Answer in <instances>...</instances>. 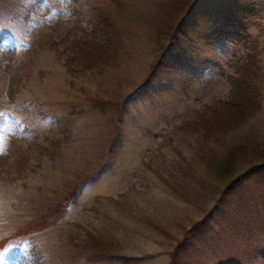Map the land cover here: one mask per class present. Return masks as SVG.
<instances>
[{
	"label": "rangeland",
	"instance_id": "374dc122",
	"mask_svg": "<svg viewBox=\"0 0 264 264\" xmlns=\"http://www.w3.org/2000/svg\"><path fill=\"white\" fill-rule=\"evenodd\" d=\"M189 1L0 0V237L100 168L0 264L37 249L36 264H264V168L231 183L264 161V0ZM160 20L181 22L179 47L158 91L137 90L163 50ZM251 38L256 107L220 110ZM85 230L117 257L87 259Z\"/></svg>",
	"mask_w": 264,
	"mask_h": 264
},
{
	"label": "trees",
	"instance_id": "16d2710c",
	"mask_svg": "<svg viewBox=\"0 0 264 264\" xmlns=\"http://www.w3.org/2000/svg\"><path fill=\"white\" fill-rule=\"evenodd\" d=\"M192 2H193V0H190L188 2L189 4L187 3L188 4L187 6H189ZM195 4H196V1L192 5V7ZM169 5H171V4H167L166 3V5H162V6H164L166 8L167 7L171 8V7H169ZM172 5L174 6L175 11L176 10L179 11L181 9H178V8L186 5V0H175V3H172ZM188 9L185 8V10H184L185 11V13H184V15H185L184 17L185 18H183V20H182L183 22H185L186 19L190 18V16H191V11L188 10ZM166 11L168 12L167 9L165 10V12ZM171 12H172V10H171ZM169 15H170V13H168V17H169ZM161 20H160V22H161ZM110 23H111V25H113V28L117 27V25H115V20L114 21H110ZM161 23L162 24L159 25L160 30L155 29V27H154L153 31L160 38H162V35H163L164 39L161 40V41H157L158 45L161 47V48L159 47V49L162 50V46H163V50L158 53L159 54L158 55L159 58L157 56L158 59L155 60L152 63V66L150 67L149 72L146 73L147 77H146L145 81L143 83H141L139 85V87L136 88L137 90L141 89L142 87L143 88L145 87L146 89L150 88L153 91H156V90L158 91V89L154 85L151 84L152 78L157 76V73L162 68H166L167 67L166 66V62L164 60L168 59L167 62L174 61V56L171 55L170 51L172 49L174 50L177 47H179L178 39H179V36L183 34V32L181 31V28H180V23L181 22H179L177 25L174 24V26L172 24V26L168 27L167 31L165 30L164 32H161V31H163V29H162L163 28V22H161ZM176 23H177V21H176ZM169 25H171V24L169 23ZM8 31L9 30H6V29H3V31H0V34H1L0 35V45H3V41L2 40H3L4 37H6V34L8 33ZM166 32H169V33L167 34ZM251 41H253V42H250L249 47H253V48H250L251 52L248 54V59L246 60V59L242 58V60L238 62L239 65H237V68H239V67L243 68V67L248 66L247 68H243L246 73H245V75H241L240 77H237L234 80V81H239V82H241L243 84L239 85L240 86L239 89L232 88V90H231V98L227 99V101H225V102H227V103H225L226 107L221 108L220 110H223V109L227 108L230 105H233L235 108L236 107L237 108H243V107H246V105H247V106H249V109H247L248 111L253 110V108L256 107L257 101H253V98L257 97V95H259V94L257 93L256 90H254L255 86L253 85V80L251 79L253 77L252 73H255V71L253 70V66L255 64L254 63V59H253V57H255V53H254L255 42H254L253 38H251ZM105 46H106V44H105ZM106 49H107V46H106ZM105 56H106V53H105ZM98 63L100 64V63H106V62H98ZM206 66H209V65H206ZM237 68H234V69L237 70ZM249 68L251 70H253L252 73H251V70ZM196 69H198V68L196 67ZM251 90L253 91V93L251 92ZM101 99H102L101 102H100L101 106H104L106 104H112V102H110L111 98H107L108 100H106V98H101ZM125 99H126V97H123L122 100L119 101V103L117 101V104H120V102L125 101ZM91 102H92L93 106H96V104L99 103L98 101H95V100H91ZM123 111L124 110H122V112ZM240 111H241L240 109H237L236 111H233L236 114H234L232 111L231 112L227 111V112H225L226 113L225 116L231 117L232 118L231 119V123H232V122H235V120H237V119H234L237 115L239 116V118H241L242 115L245 113V112L239 113ZM122 112H121L120 115H122ZM120 115H119V117H120ZM236 126H237V124L233 125L234 128ZM112 128H113V126H112ZM193 130H194V128H193ZM110 131H111V128H110L109 132ZM112 138H114V135L112 133H110V136L108 138V146L106 148L107 153H113V150H111V148L118 141L117 139H115V138L112 139ZM253 144L256 145V143H253ZM262 156H264V153L262 154ZM105 159L107 160V158L104 157V162H102L103 164H101V167L106 165V160ZM110 162H112V160H110ZM99 164H100V162H99ZM263 168H264V161L261 162V163L257 162L254 165H252L251 167H249L247 169V171H245L241 176H239L236 179H234L231 183L232 184L236 183L240 179H242L245 175H250L251 173L256 172L259 169L263 170ZM93 171L94 172H92L89 175L82 174V179H80L78 182H76L71 189H66L64 191V194L62 196H60L57 200L51 202L49 204V206H47L46 208L44 207L43 211L41 213H39V214H36L35 215L36 217H34L31 221L19 224L17 226V228L14 230V232H12V233H10L8 235L0 237V255H1V253H3L7 249L8 245L12 244V245H14V247L17 248V242L18 241L21 242L25 238L30 236L32 233H35L36 231H39V230H42V229L44 230L47 227H49L51 225H54L57 221L61 220V218L63 217V212L66 210V208L69 205L68 204L69 201L72 200L75 197L77 192L83 187V185L88 180L94 179L96 177V175L100 172V168H98V169L96 168ZM230 184H229V187L231 186ZM227 187H226V189H224V191L222 193L227 191ZM211 214H213V213L211 211H209L208 214H206V215L210 216ZM205 216L202 219L203 221L200 220L201 222H204ZM88 231L89 230H85L84 231V234L87 235V237H86L87 241L85 243H83V245L86 248L89 249V251L85 252V254H84V255H87V259H89V260L100 259L101 260V258L104 259V258L108 257L109 259H111V258L115 259L117 257V256H113V255L109 254L108 251H107L108 248H102V245L99 243L98 237L95 236V234H93L91 231H89V232ZM36 251H37V254H36V252H35V255L31 254L32 255L31 256L32 257V259H31L32 260V264H36L37 260L39 258L43 257L41 252L38 253V249ZM71 252H73V251H71ZM69 256H75V255L69 254Z\"/></svg>",
	"mask_w": 264,
	"mask_h": 264
}]
</instances>
